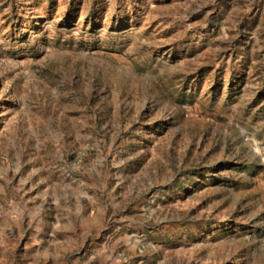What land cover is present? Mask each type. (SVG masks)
Returning a JSON list of instances; mask_svg holds the SVG:
<instances>
[{"label": "rangeland", "instance_id": "obj_1", "mask_svg": "<svg viewBox=\"0 0 264 264\" xmlns=\"http://www.w3.org/2000/svg\"><path fill=\"white\" fill-rule=\"evenodd\" d=\"M0 264H264V0H0Z\"/></svg>", "mask_w": 264, "mask_h": 264}]
</instances>
